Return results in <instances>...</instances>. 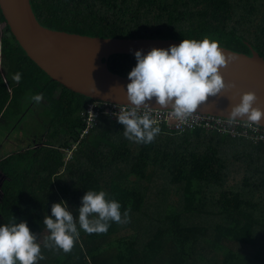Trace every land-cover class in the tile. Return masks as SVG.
I'll return each instance as SVG.
<instances>
[{
	"label": "trees",
	"instance_id": "obj_1",
	"mask_svg": "<svg viewBox=\"0 0 264 264\" xmlns=\"http://www.w3.org/2000/svg\"><path fill=\"white\" fill-rule=\"evenodd\" d=\"M39 22L101 37L216 41L264 58V0H30ZM0 117L20 122L30 97L43 94L39 142L0 158V226L27 222L45 259L38 264H264V141L164 122L152 143L124 136L101 114L86 128L91 98L52 79L17 42L0 9ZM135 55L108 59L128 76ZM20 73V82L13 76ZM15 124V126H16ZM72 150L66 159L67 151ZM103 190L130 209V223L107 233L79 227L87 191ZM66 201L80 233L73 249L48 248L43 224Z\"/></svg>",
	"mask_w": 264,
	"mask_h": 264
},
{
	"label": "clouds",
	"instance_id": "obj_2",
	"mask_svg": "<svg viewBox=\"0 0 264 264\" xmlns=\"http://www.w3.org/2000/svg\"><path fill=\"white\" fill-rule=\"evenodd\" d=\"M136 66L129 73L127 97L132 106L115 113L118 123L123 126L126 139L136 143H152L161 132L157 121L152 119V107L155 102L168 109L179 120H186L197 112L200 105L210 96H217L226 88H235V83L226 84L220 69L236 59L235 55L226 56L218 42L184 39L179 45L169 49L153 48L146 55L135 52ZM22 76L16 73L13 80L20 82ZM30 102L40 104L44 96H31ZM258 97L254 92L244 93L240 103L231 108L227 123L233 124L238 118L247 117L248 127L260 125L264 110L254 107ZM98 100V99H93ZM106 101V100H105ZM111 102V101H110ZM143 109V114L141 110ZM82 206L78 209L80 229L88 234L107 233L112 222L130 223V209L121 212V204L108 199L103 190H89L82 197ZM13 219L0 226V264H38L45 259L37 236L32 233L27 222ZM43 224L50 232L45 247L70 252L79 238L77 219L69 210L66 201L54 203L51 216L45 215Z\"/></svg>",
	"mask_w": 264,
	"mask_h": 264
},
{
	"label": "water",
	"instance_id": "obj_3",
	"mask_svg": "<svg viewBox=\"0 0 264 264\" xmlns=\"http://www.w3.org/2000/svg\"><path fill=\"white\" fill-rule=\"evenodd\" d=\"M0 9L17 42L39 67L52 79L91 99L131 105L126 90L131 81L109 69V57L117 53L135 55L141 50L146 55L153 48L169 49L184 40L101 37L52 29L39 22L30 0H0ZM220 47L226 56H236L220 69L226 84L235 83L236 87L210 96L197 111L229 118L231 108L248 92L258 97L253 106L264 110V58L254 49L248 54ZM148 103L152 108H162L155 98ZM260 125L264 127V118Z\"/></svg>",
	"mask_w": 264,
	"mask_h": 264
},
{
	"label": "built area",
	"instance_id": "obj_4",
	"mask_svg": "<svg viewBox=\"0 0 264 264\" xmlns=\"http://www.w3.org/2000/svg\"><path fill=\"white\" fill-rule=\"evenodd\" d=\"M132 106L117 102H110L105 100H91L87 103L85 113L86 128L83 135L89 131L98 121L101 114L108 115L112 119L117 120L115 113L120 109H130ZM143 114V109L141 113ZM152 119L157 123L164 122L169 128L178 130L183 133L189 130L202 128L207 131H213L222 135H227L232 138H248L255 142L264 141V127L261 125H253L248 127L245 120L238 119L235 123H227L228 117L217 116L209 113L195 112L192 116L182 121L177 119L170 108H152L150 111ZM71 153L72 150L66 152ZM71 154L69 157H71Z\"/></svg>",
	"mask_w": 264,
	"mask_h": 264
},
{
	"label": "rangeland",
	"instance_id": "obj_5",
	"mask_svg": "<svg viewBox=\"0 0 264 264\" xmlns=\"http://www.w3.org/2000/svg\"><path fill=\"white\" fill-rule=\"evenodd\" d=\"M5 26V23H0V29ZM27 106L25 113L20 122L15 123V119L10 120L0 117V158L11 151L22 149L29 145H34L39 142L37 140L36 129L46 131L49 126V120L42 113V106L40 104L31 103ZM16 124V126H15ZM71 153L67 154L66 159ZM2 176L0 174V182Z\"/></svg>",
	"mask_w": 264,
	"mask_h": 264
}]
</instances>
